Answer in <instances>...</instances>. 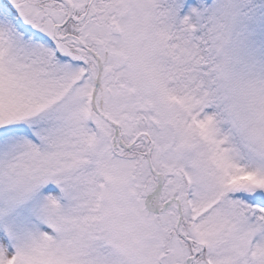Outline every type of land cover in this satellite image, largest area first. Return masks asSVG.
I'll list each match as a JSON object with an SVG mask.
<instances>
[{"label":"snow or ice","instance_id":"snow-or-ice-1","mask_svg":"<svg viewBox=\"0 0 264 264\" xmlns=\"http://www.w3.org/2000/svg\"><path fill=\"white\" fill-rule=\"evenodd\" d=\"M0 264H264V0H0Z\"/></svg>","mask_w":264,"mask_h":264}]
</instances>
